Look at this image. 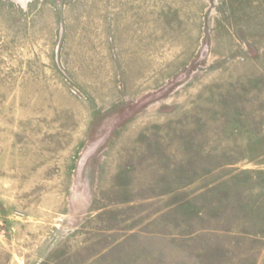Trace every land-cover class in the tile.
Wrapping results in <instances>:
<instances>
[{
    "label": "rangeland",
    "instance_id": "rangeland-1",
    "mask_svg": "<svg viewBox=\"0 0 264 264\" xmlns=\"http://www.w3.org/2000/svg\"><path fill=\"white\" fill-rule=\"evenodd\" d=\"M0 264H264V0H0Z\"/></svg>",
    "mask_w": 264,
    "mask_h": 264
}]
</instances>
